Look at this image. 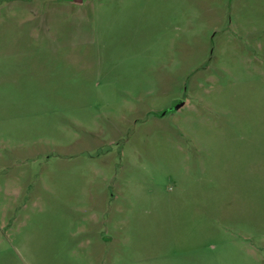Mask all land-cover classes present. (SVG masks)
<instances>
[{"label":"rangeland","instance_id":"rangeland-1","mask_svg":"<svg viewBox=\"0 0 264 264\" xmlns=\"http://www.w3.org/2000/svg\"><path fill=\"white\" fill-rule=\"evenodd\" d=\"M0 264H264V0H0Z\"/></svg>","mask_w":264,"mask_h":264},{"label":"water","instance_id":"water-1","mask_svg":"<svg viewBox=\"0 0 264 264\" xmlns=\"http://www.w3.org/2000/svg\"><path fill=\"white\" fill-rule=\"evenodd\" d=\"M78 1V0H75ZM184 103L180 102L179 104H177L175 107H173L174 109H179Z\"/></svg>","mask_w":264,"mask_h":264}]
</instances>
